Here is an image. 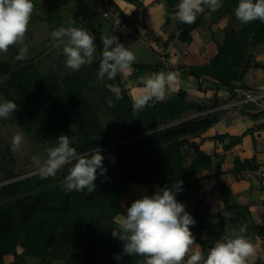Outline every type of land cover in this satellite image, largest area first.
I'll list each match as a JSON object with an SVG mask.
<instances>
[{"label":"trees","instance_id":"trees-1","mask_svg":"<svg viewBox=\"0 0 264 264\" xmlns=\"http://www.w3.org/2000/svg\"><path fill=\"white\" fill-rule=\"evenodd\" d=\"M162 1L167 2L170 11L179 3V0ZM238 2L222 0V7L214 13L206 8L198 14L195 23H181L178 36L183 43L192 42V33L201 25L202 16L207 14L228 20L224 40L217 45L216 54L208 63L184 67V72L196 80L210 82L213 89L226 88L228 97L224 104L234 99L235 88L257 90L249 85L246 76L252 69L262 67L252 58L260 50L264 51V23L256 20L241 25L234 14ZM11 47L9 60L0 61V76L9 75L6 86L15 91L16 98H20L13 120L19 123L23 132L32 134L38 144L54 147L58 143L57 137L63 134L75 138L73 146L79 155L101 148L106 174L98 175L96 190L89 194L86 189L67 192L61 186L71 164L58 171L55 177L46 179L38 173L12 181L15 179L14 170L2 169L6 181L12 182L0 186V264H29V258L38 259V264H143L144 258L138 255H123L120 261L115 259L122 253L123 241L111 233L117 217L126 214V196L133 185L158 186L160 189L174 187L182 181L176 198L185 205V211L191 213L189 203L197 199L202 188L199 174L210 170L216 175L221 174L223 160L217 155L206 154L202 144L190 138L201 137L221 120L226 112L216 110L221 101L215 97L210 104L188 102L187 90L180 88L162 102L150 101L144 111L134 115L130 90L123 86L119 75L113 80L106 77L98 99H113L111 111L118 113L120 126H128L125 131L113 135L101 124L84 93L100 61L94 63L93 70L72 72L69 69L64 85L49 82V77L36 84L28 64L30 60H15L18 49L16 45ZM53 72L57 77L63 74L60 67ZM198 84L203 88L202 83ZM116 87L121 89L122 99H115L113 89ZM207 89L203 88V92ZM87 90L96 93L92 86ZM28 93L34 97L33 104L25 102L29 99ZM15 97L9 100L17 103ZM250 107L246 105L233 110L254 118L264 116V111L248 112ZM202 113L205 114L193 117ZM227 138L230 136L219 135L214 140L224 142ZM233 139L237 143L242 141V137ZM230 143L226 149L234 144ZM186 148L194 152L189 163L185 158ZM10 159L14 160L12 154ZM255 168L253 160L237 159L234 165L237 173L254 171ZM225 190L221 185L220 194L223 195ZM216 193V188H210L205 197L210 201L207 205L205 201H195L196 208L197 204L203 203L206 209L202 212L199 228H190L195 243L203 248L205 256L207 244L211 248L215 241L232 233L226 231L228 219L232 220L233 231L244 227L253 244L257 237L264 238V226L255 223L247 207L234 204L232 195L223 200V210L213 212L211 203L217 198ZM224 211L230 214L227 220L222 214ZM213 219H218L219 223H211ZM204 231L206 235L202 239ZM5 258H11V261L6 263ZM257 264L264 262L258 261Z\"/></svg>","mask_w":264,"mask_h":264},{"label":"clouds","instance_id":"clouds-1","mask_svg":"<svg viewBox=\"0 0 264 264\" xmlns=\"http://www.w3.org/2000/svg\"><path fill=\"white\" fill-rule=\"evenodd\" d=\"M221 7L222 0H180L174 18L181 23L193 24L206 8L214 13ZM33 11V0H0V53L6 54L11 46L23 45ZM234 14L241 25L256 20L264 23V0H239ZM69 23L75 25L76 21L72 19ZM50 37L54 47L62 46L65 67L72 72L93 63L96 52L93 33L75 26H61L53 30ZM101 42L103 50L97 80L105 77L113 80L118 74H129L136 61L134 52L120 43L115 35L102 36ZM27 51L26 46L21 47L15 60L24 59ZM141 80L144 85L142 91L131 98L134 115L144 111L150 101L162 102L166 96L176 92L179 75L174 71H160L141 77ZM113 91L116 100L123 98L119 87ZM106 103L111 107L114 100L109 98ZM18 107L12 100L0 102V118L7 120ZM57 139V146L46 149V158L32 157L39 175L42 179L55 177L58 171L71 164L61 182L64 190L79 192L86 189L87 193H93L98 175L106 174L102 149L97 147L92 152L79 155L73 146V138L61 134ZM23 143V132H17L11 138V151H21ZM181 185L182 181H179L174 187L164 186L152 195L145 194L127 207L126 214L117 217L111 234L123 241V245L122 253L115 259L120 261L123 255H138L144 258L143 264H251L257 252L244 227L215 241L206 256L200 250L192 251L195 237L190 226H194L196 221L176 198ZM222 214L225 220L230 215L227 211ZM211 223L218 224L219 220L213 219ZM195 246L199 249L198 245ZM190 251L192 254L189 256Z\"/></svg>","mask_w":264,"mask_h":264},{"label":"crops","instance_id":"crops-1","mask_svg":"<svg viewBox=\"0 0 264 264\" xmlns=\"http://www.w3.org/2000/svg\"><path fill=\"white\" fill-rule=\"evenodd\" d=\"M69 1L70 0H67V2ZM75 1H79L75 3V6L79 9L76 11V13L81 12L80 16L82 17V19L78 20L77 15H74V13H72L73 16L68 15L69 17L67 16V23L61 26L68 27L66 26L68 24V21L70 22V20L74 19L76 21L74 25L75 27H86L90 29L89 31L92 30L91 32L96 35L94 44L96 48H99V50H101L102 52L103 44L101 42L100 33L102 21L101 19L93 16V13L89 12V9L91 10L92 8L91 0ZM113 1L122 11L129 14H134L137 21H139L138 18H140L142 22L140 21L139 23L144 24V29L148 32V35L151 36L155 33L157 35V38L155 40H160L164 44V47L170 53V60L174 65L178 67L177 70L174 71L179 75V82L176 85V89L178 90L180 88H183L187 90L188 102L210 104L211 102H213V99L217 97L221 101L220 106L224 104L223 101L228 97L227 91H225L224 89L216 90L215 88L213 89L212 87H209L206 92H203V88H199V80H196L194 77L188 75L187 72H184V67L188 68L207 64L208 61L216 54L217 45L221 44L225 37L224 30L228 26V20L226 18H220L218 19L219 22H214V20L212 19V16L214 15L207 14L202 16L201 25L192 33V42L183 43L178 38L180 34L181 22L178 19L174 18L176 7L172 8V11H170V7L168 6L167 2L162 0ZM58 3L59 2H56V6L61 8V5L58 6ZM48 9L50 8H45L43 13H45ZM43 13L38 11L37 14L32 15L23 45H16L18 46V53L21 47L26 46L28 49L25 58L21 61L30 60L31 55L35 50L37 44L36 39L34 38V33L37 32L36 30H34V28L36 27V24H34V22H39L41 20V17H43ZM43 20H46V18H43ZM86 24L89 26H86ZM138 28L141 29L139 24ZM110 32L109 34L113 35L112 30ZM145 39L147 41L146 44H142L137 40L129 41L130 44L128 40L126 41L130 46L127 48H129V50L134 52V54L136 55V61L132 65L133 70L129 74L124 75V77L121 78V82L123 84H127L126 88L130 90V98L139 95L142 91L144 85L141 77H145L152 73L160 71L168 72L161 67L159 60L156 58L150 45V39L148 40L147 36L145 37ZM52 42L54 44V41ZM119 42L124 43L121 42V40H119ZM54 50H58L60 56V54L62 53V46L54 47ZM262 57L257 58L258 62H264V55H262ZM58 62L60 61L58 60ZM59 67L60 69H62L61 67H64V71H61L63 73L65 72V70L66 72L68 71V68L65 67L64 63H56V68L58 70ZM82 67L79 70H83ZM139 67H144V69L138 71ZM148 67L151 68L149 69ZM259 74L260 73L256 69H252L247 74L246 80L251 87L257 89L258 91L264 92V74H262L263 76H260ZM6 76L8 77V75ZM203 114L205 113L197 114L193 117H198ZM248 117V115H243L239 111L233 109L226 110L225 114L216 125H214L201 137L192 140L201 143L202 150L206 154L212 156L217 155V157H220L223 160L221 166V174L216 175L214 170L202 172L200 174V176L203 178V181L201 180V182L203 183L205 181L209 185L207 191H209L212 187L216 188L217 191V198H215V200L211 203L212 211L215 212L223 210V200L229 198L232 195L234 197V204L247 207L251 212L255 223L264 226V178L258 176L254 179H245L241 178L240 175L242 172L245 173L249 170H245L239 173L234 171L235 162L237 159H239L241 161L253 160L256 167L254 171H258L261 174L264 173V116L257 118H254L252 116H250L251 118ZM217 131H219L221 135L229 134L231 135V137L225 139L224 142H216V140H214V137ZM240 136L242 137V141L238 143L235 142L236 140L233 139V137L235 138ZM230 142H233L234 144H232L229 149H226V146H229V144H231ZM214 182L220 183H218V185H214ZM221 185L226 189L223 195H221L219 192V188ZM139 186L140 191L142 192L140 194L141 196L145 194L152 195L154 192L159 190L158 186ZM194 204L195 202L193 203V205ZM195 208L196 207H194V209L192 208V210H190L191 213H189L196 221L195 225L190 226V228L198 229L200 226V221L203 219V213L200 211L201 208ZM229 221L230 219H228L226 222V231L231 233L233 232V229L231 231L227 229V223ZM205 235L206 231L203 232L202 239H205ZM195 245H198L199 249H197ZM195 245L193 246L192 251L200 250L203 252V248L198 243H195ZM254 246L256 247L257 254L254 258H252L251 264H257L258 261L264 262V238L257 237L254 242ZM209 249V244H207L205 247L206 252H208ZM192 251L189 252V256L192 254ZM5 260L6 263H9L11 261V258H5Z\"/></svg>","mask_w":264,"mask_h":264},{"label":"rangeland","instance_id":"rangeland-1","mask_svg":"<svg viewBox=\"0 0 264 264\" xmlns=\"http://www.w3.org/2000/svg\"><path fill=\"white\" fill-rule=\"evenodd\" d=\"M54 1L53 0H33V3H34L33 14H37L38 11L43 13L45 8L47 7L50 8L45 13H43V17H41V20L39 22H34V24H36V27L34 28V30H36L37 32V33H34V38L36 39L37 45L30 57V62L28 64L29 66H31L30 70L33 73L36 84L44 82L45 79H47V77H49V82H53V83L59 82L60 85L65 84L64 80H65V74L67 73L66 70L60 77L54 76L53 71L56 68V63L63 64L66 57L63 55V53H61L59 56V51L54 50V46H53V42L51 41L50 33L53 30L58 29L59 26L65 25V23H67V16L68 15L71 16L72 13H74V15H77L78 20L82 19V17L80 16L81 12L76 13V11L79 9L75 6V3L79 1H75V0L74 1L70 0L69 2H67V0L66 1L65 0H54ZM56 2H59L58 6L61 5V8L56 6L57 5ZM91 2L90 3L92 5V8L91 10L89 9V12L93 13V16L101 19L102 21V27H100L101 37L110 35L109 32L112 30L111 19L103 18L101 15H98L96 13V8L98 6L97 0L95 1L91 0ZM212 17H213L212 19L214 20V22H219L218 18H216L215 16H212ZM43 18H46V20H43ZM138 19L139 21L136 20V22H137V25L139 24V26L141 27L140 29L141 32L145 35V37L147 36L148 40L150 39V41L153 42V40L157 38V35L154 33L153 35L149 36L148 32L144 29V24L139 23L140 21L142 22V20L140 18ZM66 26H71L69 21ZM86 26H89V25L86 24ZM78 28H82L87 31L90 30L86 27H78ZM91 31L89 32L92 33ZM112 34L114 35L113 31H112ZM118 38L119 40H121V42H124L123 44H125L126 47H130L129 41H132V40H128L129 42L128 44V42H126L127 41L126 39H123L120 37ZM11 50H12V47H10V50H8L6 54L0 53L1 63H4L9 60L12 54ZM9 53H10V56H9ZM101 54H102L101 50H99V48H96L93 63L91 65H85L84 67H82V69L84 71L85 70L87 71L88 69L93 70V65L95 62L98 63L100 61ZM262 55H264V51L260 50L259 52L255 53L254 57L252 58V61L254 63H257L258 65H262V67L258 66L255 68L260 73L259 74L260 76H263L262 74H264V62L263 61L258 62L257 58H261ZM58 60L60 62H58ZM143 69L144 67H139V70H143ZM60 70L63 71V69H60ZM98 71H99V66L95 68V72L91 75V79L88 81V84H87L86 89L84 90V93L86 95V100L88 104L92 105V107L94 106L95 113L97 117L99 118L101 124L107 130V132H109L110 134L116 135L120 132L125 131L128 126H125V125L120 126V122H118V118H117L118 113L114 112L113 110L111 111V108L106 103V101H103L102 99L101 100L98 99L97 95L99 94V92H101V89L103 90V84H104L103 80H97ZM68 72H69V69H68ZM86 74L87 72L85 73V75ZM118 75L120 79L124 77V75H121V74H118ZM104 79H106V77ZM8 80H9V75L8 77L6 75L4 76L2 75L0 77V102L9 100L10 98L15 97L14 95H16L15 91L10 90L8 86H6V83L8 82ZM126 85L127 84H123L124 87H126ZM91 86L94 89L93 91H95L96 93L94 92L91 93V91L88 92L87 88ZM28 98L29 99H25V102L27 104H33L34 97L31 96V93H28ZM14 100L18 103V105L20 104V98L15 97ZM248 118H251V117L249 116ZM17 132H23V131L21 130L19 123L13 120V114H11L7 120L0 118V186H2L5 183L7 184L12 181L24 179L30 176H34L35 174H38L37 169L33 165L32 157L39 156L41 158H46V149L50 148L48 144L46 143L38 144L32 134L23 132L24 143L22 145L21 151L14 153L10 149V142H11L12 136L16 134ZM229 136L231 137V135ZM240 137H236V138H240ZM190 139L192 140L193 138H190ZM10 154H12V158L14 160L10 159ZM193 157H194V152L191 149L186 148L185 150L186 161L189 163L193 159ZM11 163L13 164L11 171L14 170L15 179L12 181H6L7 176H6V173L2 170L3 169L2 166L3 164L10 165ZM199 177H201L200 174H199ZM201 180L203 181L202 177H201ZM218 183L220 182H214V185H218ZM201 185H204V186H202L200 190V194L196 200L199 199V200L205 201V204L207 205L210 201L205 200L206 199L205 197L207 196V193H208L207 190H208L209 185L205 181L203 183L201 182ZM141 193L142 192L140 191L139 185L131 186L130 191L128 192V195L126 196V202L128 203V207L131 206V203L134 200L141 198V195H140ZM194 202L189 203V206H188L189 209L191 210L192 208L194 209L195 207V204L193 205ZM205 204L203 203L201 205L197 204V207L201 208L200 210L201 212H203L206 209ZM227 229L229 231L233 229L231 220L227 223ZM28 263L38 264L39 260L35 258H29Z\"/></svg>","mask_w":264,"mask_h":264},{"label":"built area","instance_id":"built-area-1","mask_svg":"<svg viewBox=\"0 0 264 264\" xmlns=\"http://www.w3.org/2000/svg\"><path fill=\"white\" fill-rule=\"evenodd\" d=\"M97 2L98 6L96 8V13L103 18L111 19L112 31L115 36L126 40H137L142 44H146L147 41L138 28L136 18L133 14L122 11L113 0H97ZM150 45L156 58H158L166 71L177 70L178 67L170 60L169 51L160 40H153ZM199 82L202 83L205 89L212 86L210 82L204 81L203 79H200ZM223 89L228 92L226 88ZM233 91L235 93L234 99L221 106L218 110H229L236 107L251 105L248 109L250 113L264 111L263 91L242 88H235ZM219 135L221 134L217 131L215 136ZM258 176L264 178V173L261 174L258 171H248L240 175L241 178L245 179H254Z\"/></svg>","mask_w":264,"mask_h":264},{"label":"water","instance_id":"water-1","mask_svg":"<svg viewBox=\"0 0 264 264\" xmlns=\"http://www.w3.org/2000/svg\"><path fill=\"white\" fill-rule=\"evenodd\" d=\"M69 138H73L74 139V141H75V144H76V140H75V138L74 137H72V136H68ZM74 144V142H73V145H75ZM12 166H13V164L11 163L10 165H5V164H3V166H2V168H3V170L4 171H10L11 170V168H12ZM211 234L213 235L214 234V232H211Z\"/></svg>","mask_w":264,"mask_h":264}]
</instances>
